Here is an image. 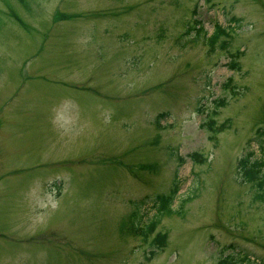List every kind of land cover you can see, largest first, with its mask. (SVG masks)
<instances>
[{
	"label": "rangeland",
	"instance_id": "374dc122",
	"mask_svg": "<svg viewBox=\"0 0 264 264\" xmlns=\"http://www.w3.org/2000/svg\"><path fill=\"white\" fill-rule=\"evenodd\" d=\"M259 141L264 0H0V264L264 263Z\"/></svg>",
	"mask_w": 264,
	"mask_h": 264
},
{
	"label": "trees",
	"instance_id": "16d2710c",
	"mask_svg": "<svg viewBox=\"0 0 264 264\" xmlns=\"http://www.w3.org/2000/svg\"><path fill=\"white\" fill-rule=\"evenodd\" d=\"M202 27H197L196 32H200ZM190 30L189 27H187L186 32ZM225 30L215 24L213 31L210 35L205 36L206 43L211 44L214 43L221 35H223ZM163 114H159L157 118L163 117ZM249 140V139H248ZM250 141V140H249ZM249 141H247L249 143ZM247 143V144H248ZM259 152L260 155L256 156L255 151L249 149L247 150L238 160V166L240 173L243 175L245 180L247 182L254 183L256 188L259 190L258 197L264 198V148H263V142H258ZM178 190V186L176 184V181L171 188V190L166 194H156L154 195L152 199V206L156 207L157 217L161 215L163 212L171 213L172 208L171 204L175 198V194ZM157 219V218H156ZM151 219L148 221L147 224L143 225H133L132 230L138 234L139 236L146 237L147 234L153 230L157 220ZM166 238L165 233H157L154 238L151 239L150 243L153 248H156L159 246H162L164 244ZM153 254V251L151 252ZM235 255V256H234ZM228 255L225 257H222L218 259V264H264L261 261H257L256 259L250 258L249 255H243L240 253ZM241 256V257H240Z\"/></svg>",
	"mask_w": 264,
	"mask_h": 264
},
{
	"label": "clouds",
	"instance_id": "9594fccd",
	"mask_svg": "<svg viewBox=\"0 0 264 264\" xmlns=\"http://www.w3.org/2000/svg\"><path fill=\"white\" fill-rule=\"evenodd\" d=\"M109 120H110V113L109 112H105V114H104L105 123H107Z\"/></svg>",
	"mask_w": 264,
	"mask_h": 264
}]
</instances>
